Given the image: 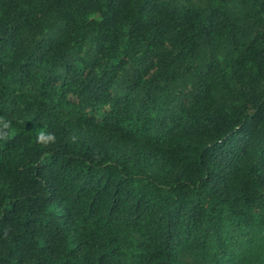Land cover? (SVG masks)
<instances>
[{
    "label": "trees",
    "instance_id": "16d2710c",
    "mask_svg": "<svg viewBox=\"0 0 264 264\" xmlns=\"http://www.w3.org/2000/svg\"><path fill=\"white\" fill-rule=\"evenodd\" d=\"M0 264H264V0H0Z\"/></svg>",
    "mask_w": 264,
    "mask_h": 264
},
{
    "label": "clouds",
    "instance_id": "9594fccd",
    "mask_svg": "<svg viewBox=\"0 0 264 264\" xmlns=\"http://www.w3.org/2000/svg\"><path fill=\"white\" fill-rule=\"evenodd\" d=\"M8 125L6 124L5 127H7ZM52 137H49V139H51ZM40 139H43V135H41Z\"/></svg>",
    "mask_w": 264,
    "mask_h": 264
}]
</instances>
